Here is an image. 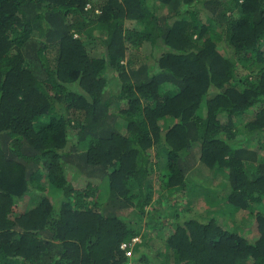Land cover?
I'll return each mask as SVG.
<instances>
[{
	"label": "trees",
	"instance_id": "trees-1",
	"mask_svg": "<svg viewBox=\"0 0 264 264\" xmlns=\"http://www.w3.org/2000/svg\"><path fill=\"white\" fill-rule=\"evenodd\" d=\"M135 237L139 264H264V0H0V264Z\"/></svg>",
	"mask_w": 264,
	"mask_h": 264
},
{
	"label": "rangeland",
	"instance_id": "rangeland-1",
	"mask_svg": "<svg viewBox=\"0 0 264 264\" xmlns=\"http://www.w3.org/2000/svg\"><path fill=\"white\" fill-rule=\"evenodd\" d=\"M200 7V5L198 6ZM201 8V7H200ZM100 32H97L96 35H100ZM99 48V47H98ZM97 48V52L100 53L102 50ZM231 53V51H229ZM159 55H161V51L160 52H156V57H158ZM133 59V66L134 68H139L141 65H145V64H152L153 65V56L151 55H144V52L141 53V55H137L135 56V59ZM113 74L111 73V75L109 76V78L113 77ZM117 91V87L114 85V93ZM239 125L241 126V128L244 127L245 125V118L239 122ZM240 139H242L241 136H239ZM251 144V142H250ZM196 165V164H195ZM195 167V166H194ZM200 171V170H198ZM197 170H195V172L190 173L189 175H191L193 181H192V185H191V192L189 193V195L187 196L189 199H191L192 202H194V205L190 208L191 211H193L195 213V216H201L204 215L205 213H203L205 211V209L203 207H201L200 203H203L202 201L200 203L199 200L202 199H209L212 196H218L217 194H219L218 190H217V186L212 184V181H208V177L205 178L206 174H204L203 172H198ZM210 177V179L212 178L211 175H208ZM212 180V179H211ZM221 196V195H219ZM178 197V199L180 200V202L182 201L181 197L182 196H174ZM159 198V194L154 193L153 194V200H157ZM182 203V202H181ZM180 203V204H181ZM183 204V203H182ZM181 204V205H182ZM163 204H161L158 209H161ZM184 205V204H183ZM184 214V213H182ZM246 215L242 216L239 215L236 218V223L241 225V232L243 233V235L248 238V239H258V230H257V226L255 221L252 219L253 215L248 212L245 213ZM185 217H192V214L186 213L184 214ZM132 215H129V218L132 219ZM144 221L147 222V219L144 218ZM171 221H173L171 219ZM166 231L167 229H163V233H161L160 237H155V243L153 244V247L150 245L151 250L150 252L153 254L154 250L159 248L161 243L167 238L166 236ZM151 237V236H150ZM141 239L142 242V238L139 237ZM152 238V237H151Z\"/></svg>",
	"mask_w": 264,
	"mask_h": 264
},
{
	"label": "built area",
	"instance_id": "built-area-1",
	"mask_svg": "<svg viewBox=\"0 0 264 264\" xmlns=\"http://www.w3.org/2000/svg\"><path fill=\"white\" fill-rule=\"evenodd\" d=\"M141 243L139 237H135L128 242H125L121 245L120 249L125 253L126 258L128 259L127 264H139L134 260L135 257V247ZM156 264V263H149Z\"/></svg>",
	"mask_w": 264,
	"mask_h": 264
}]
</instances>
